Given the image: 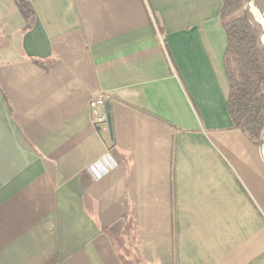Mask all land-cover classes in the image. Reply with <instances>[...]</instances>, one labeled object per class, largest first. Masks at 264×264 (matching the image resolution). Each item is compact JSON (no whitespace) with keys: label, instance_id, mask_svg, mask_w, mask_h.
<instances>
[{"label":"crops","instance_id":"obj_1","mask_svg":"<svg viewBox=\"0 0 264 264\" xmlns=\"http://www.w3.org/2000/svg\"><path fill=\"white\" fill-rule=\"evenodd\" d=\"M220 6L0 0V264H129L125 202L142 264H264V153L227 114Z\"/></svg>","mask_w":264,"mask_h":264},{"label":"trees","instance_id":"obj_2","mask_svg":"<svg viewBox=\"0 0 264 264\" xmlns=\"http://www.w3.org/2000/svg\"><path fill=\"white\" fill-rule=\"evenodd\" d=\"M218 13L225 34L223 69L228 83L227 114L232 129L259 147L264 133V28L255 19L250 4L264 15V0H220ZM22 8L25 5L19 3ZM31 13L27 10V13ZM30 18V16H29ZM159 33L162 28L157 25ZM124 244L122 252L129 264H142L137 252L133 211L128 202L121 219Z\"/></svg>","mask_w":264,"mask_h":264},{"label":"built area","instance_id":"obj_3","mask_svg":"<svg viewBox=\"0 0 264 264\" xmlns=\"http://www.w3.org/2000/svg\"><path fill=\"white\" fill-rule=\"evenodd\" d=\"M107 100V94H97L89 101V108L92 113V125L95 128L107 124L105 112V103ZM116 166V161L112 156L109 153H105L92 162L86 168V171L94 180H98L113 171Z\"/></svg>","mask_w":264,"mask_h":264},{"label":"rangeland","instance_id":"obj_4","mask_svg":"<svg viewBox=\"0 0 264 264\" xmlns=\"http://www.w3.org/2000/svg\"><path fill=\"white\" fill-rule=\"evenodd\" d=\"M250 8H251V11L255 17V19L260 23L262 24V17H263V13L256 7H254L252 4H250ZM261 139H263V146H262V151L264 153V133L261 137ZM120 234L118 233L117 230H114V231H111V237L113 238V241L115 243V245L117 246V237L119 236Z\"/></svg>","mask_w":264,"mask_h":264},{"label":"water","instance_id":"obj_5","mask_svg":"<svg viewBox=\"0 0 264 264\" xmlns=\"http://www.w3.org/2000/svg\"><path fill=\"white\" fill-rule=\"evenodd\" d=\"M262 18L263 19H262V24L261 25L264 28V15H263ZM261 43H262V45L264 44L263 40L261 41ZM105 112H106V117H107V126L110 129V127H111V121H110V112H109V103L108 102L105 103ZM262 146H263V139H261L260 145H259V147H260L261 150H262Z\"/></svg>","mask_w":264,"mask_h":264}]
</instances>
